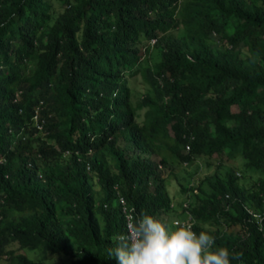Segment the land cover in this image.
Wrapping results in <instances>:
<instances>
[{"label":"trees","instance_id":"trees-1","mask_svg":"<svg viewBox=\"0 0 264 264\" xmlns=\"http://www.w3.org/2000/svg\"><path fill=\"white\" fill-rule=\"evenodd\" d=\"M226 157L175 176L181 217L264 264V0H0L1 259L116 264L121 200L170 226L173 172Z\"/></svg>","mask_w":264,"mask_h":264},{"label":"clouds","instance_id":"clouds-1","mask_svg":"<svg viewBox=\"0 0 264 264\" xmlns=\"http://www.w3.org/2000/svg\"><path fill=\"white\" fill-rule=\"evenodd\" d=\"M114 239L108 255L116 264H230L243 255L223 247L213 251L214 236L205 231L197 235L191 224L182 226L179 220L169 226L143 211L129 217L126 231Z\"/></svg>","mask_w":264,"mask_h":264},{"label":"rangeland","instance_id":"rangeland-1","mask_svg":"<svg viewBox=\"0 0 264 264\" xmlns=\"http://www.w3.org/2000/svg\"><path fill=\"white\" fill-rule=\"evenodd\" d=\"M148 63H150L149 65L151 67L154 64V60L152 59V60H150V62H149V60H147L145 65ZM131 86L133 87V92H132L133 93V102L136 105L139 102V100L146 93H148L150 91V86L143 79L142 76H139L138 78H135V79L133 78L132 82H131ZM144 112H145V110L140 111V117H141L140 120L143 119ZM224 161H225L224 162L225 165L220 170H217V168L215 166L208 168L203 163L196 162L191 167L185 168L182 166L183 167V168L181 167L182 169L179 168L176 170V172H173V175H171L168 179L169 180L168 189H169V192H170L172 198H174L173 202L176 205V207H178V210H176L177 212L175 213V215H176L175 217H173V216L169 217L170 226H172V223L176 219L182 218L181 216L183 213V211H182L183 208H181V205L183 204L182 206H184L186 204L185 203V201H186L185 196L180 193V187L178 186V184L175 181V176H177L180 179V178H183L185 176L190 177V175H193L196 177L197 180L200 181V180H204L205 177L215 175L217 172L221 177H224L226 175V173L228 172V170H230L231 168H236L238 170L239 174L242 175L244 162L241 158H239L238 160H236L234 162H231L226 157V158H224ZM239 169H241V171ZM243 174H244V177H242V180L239 182V184L241 186H244V187L252 186L254 183V179H255L253 174L247 173V172L243 173ZM167 175L168 174L166 173V176ZM208 187H209L208 185H205L206 191L209 190ZM96 188H98V187H96ZM13 249L17 250V246H14ZM25 252L34 260L41 259L39 254L34 253L33 251H30L29 249H25ZM46 262H48V263H55L56 262V263L65 264L68 262V258L63 257V256L60 257V256L49 255ZM0 264H10V263L5 258L4 259L0 258Z\"/></svg>","mask_w":264,"mask_h":264},{"label":"built area","instance_id":"built-area-1","mask_svg":"<svg viewBox=\"0 0 264 264\" xmlns=\"http://www.w3.org/2000/svg\"><path fill=\"white\" fill-rule=\"evenodd\" d=\"M41 104L43 105V102H41ZM37 114H36V116H35V120H38V118H39V116H38V111L36 112ZM43 126H41L40 127V129L42 128ZM66 155H69V152L67 151L66 152ZM240 174L238 173V176H239ZM228 197V196H227ZM121 203H122V205H123V211H124V215H125V217H126V224H127V222H128V219H129V217H134V214L129 210V209H127V207L125 206V203H124V201L123 200H121ZM188 206V204H185L184 205V207H187ZM251 212V214H253V211H250ZM177 220H179L180 221V223H181V225L182 226H184V225H186V224H191L192 225V230L195 232V233H197L196 231H195V224H196V221H195V219L193 218V216L187 211V214H186V218H178V219H176L173 223H172V226H175V222L177 221ZM198 235V234H197Z\"/></svg>","mask_w":264,"mask_h":264}]
</instances>
